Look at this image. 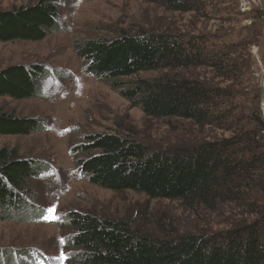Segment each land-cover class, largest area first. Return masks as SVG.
I'll use <instances>...</instances> for the list:
<instances>
[{"label": "trees", "instance_id": "trees-1", "mask_svg": "<svg viewBox=\"0 0 264 264\" xmlns=\"http://www.w3.org/2000/svg\"><path fill=\"white\" fill-rule=\"evenodd\" d=\"M145 1L173 12L195 13L202 19L210 15L225 24L241 21L236 5L226 0ZM251 12L250 26L238 28L233 40H224L220 27V32L208 36L143 31L74 44L86 72L111 82L147 117L181 118L193 122L199 133L204 129L223 133L155 150L129 137L90 135L78 147L83 154L77 161L81 176L107 190L179 201L190 210L225 209L228 224L202 234L156 237L121 219L71 212L66 218L73 230L68 245L78 251L76 264H264L261 89L256 83L246 86L253 69L251 47L264 33V12L260 7ZM58 15L57 0L0 11V42L41 41L61 29ZM188 68H208L216 82L163 76L136 79L124 86L118 80ZM43 72L38 65L5 68L0 71V97L33 98L40 92ZM39 129L36 118L0 112V136H28ZM38 172L36 163L19 156L17 148L0 149V221L30 207L29 182ZM27 252L1 251L0 261L14 264V254L22 259Z\"/></svg>", "mask_w": 264, "mask_h": 264}, {"label": "rangeland", "instance_id": "rangeland-1", "mask_svg": "<svg viewBox=\"0 0 264 264\" xmlns=\"http://www.w3.org/2000/svg\"><path fill=\"white\" fill-rule=\"evenodd\" d=\"M37 1L0 0V11ZM226 1V4L236 5L241 13L237 17L241 20L238 26L210 19V15L202 19L195 13L169 11L159 3L145 0H57L59 31L36 42H0V71L31 65H38L44 71L40 92L33 98L0 97V112L36 118L40 123V129L28 136H0V149L15 147L19 156L33 160L39 168L37 177L29 182L33 196L30 207L0 221V252L28 251L22 259L18 253L14 254V264H34L36 256L52 264H60L62 256V264H76L78 251L68 245L73 230L66 218L71 212L121 219L141 233L156 237L202 234L228 226L225 209L212 212L197 207L190 210L179 201L150 199L132 191L107 190L90 184L87 176H81L77 161L83 154L78 147L90 135L107 133L129 137L155 150L223 133L210 129L199 133L193 122L181 118L147 117L140 106H133L122 97L111 82L87 73L85 62L74 51L77 42L111 40L123 33L143 31L171 30L208 36L220 32L217 29L221 27L222 33L225 32L222 38L233 40L237 38L238 28L250 26L252 19L248 17L260 3L257 0ZM261 1L264 8V0ZM250 53L253 69L246 86L249 88L256 83L260 87V104L264 95L260 78L264 68V33ZM163 76L216 82L208 68L160 70L118 80L129 86L136 79ZM53 206L55 219L49 211Z\"/></svg>", "mask_w": 264, "mask_h": 264}, {"label": "built area", "instance_id": "built-area-1", "mask_svg": "<svg viewBox=\"0 0 264 264\" xmlns=\"http://www.w3.org/2000/svg\"><path fill=\"white\" fill-rule=\"evenodd\" d=\"M260 78L262 79L263 83V94H264V68L261 70ZM259 111L261 114L262 119L264 120V95L261 98V102L259 104Z\"/></svg>", "mask_w": 264, "mask_h": 264}, {"label": "snow or ice", "instance_id": "snow-or-ice-1", "mask_svg": "<svg viewBox=\"0 0 264 264\" xmlns=\"http://www.w3.org/2000/svg\"><path fill=\"white\" fill-rule=\"evenodd\" d=\"M49 211L53 214V218L55 219V218H57L56 216H55V207L53 206L51 209H49ZM61 255H63V253H61Z\"/></svg>", "mask_w": 264, "mask_h": 264}, {"label": "water", "instance_id": "water-1", "mask_svg": "<svg viewBox=\"0 0 264 264\" xmlns=\"http://www.w3.org/2000/svg\"><path fill=\"white\" fill-rule=\"evenodd\" d=\"M257 1L260 3V7L262 8V10H264L262 1L261 0H257Z\"/></svg>", "mask_w": 264, "mask_h": 264}]
</instances>
